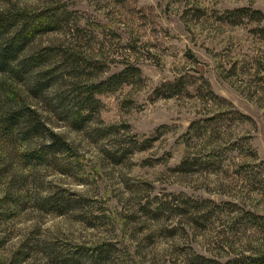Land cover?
Returning a JSON list of instances; mask_svg holds the SVG:
<instances>
[{
    "label": "rangeland",
    "instance_id": "1",
    "mask_svg": "<svg viewBox=\"0 0 264 264\" xmlns=\"http://www.w3.org/2000/svg\"><path fill=\"white\" fill-rule=\"evenodd\" d=\"M4 8L59 23L26 52L50 87L33 97L25 78L0 91V264H90L101 248L109 264L264 256V232L250 221L264 216V0H0ZM131 67L127 83L94 94ZM14 107L35 110L69 149L31 157L51 141L4 127Z\"/></svg>",
    "mask_w": 264,
    "mask_h": 264
},
{
    "label": "trees",
    "instance_id": "2",
    "mask_svg": "<svg viewBox=\"0 0 264 264\" xmlns=\"http://www.w3.org/2000/svg\"><path fill=\"white\" fill-rule=\"evenodd\" d=\"M236 12L242 18L247 16L245 10ZM251 15V19H258V16H261L259 12H253ZM58 23V16L51 13L35 14L32 12L31 14L25 9H0V77H2L0 78L2 81L0 91L6 89V85L10 86V89L6 91L7 96H9L11 93L8 94V92L12 90L11 87L15 86L14 84H20V81L25 78L35 82V87L31 93L33 97L38 98L41 92L50 87L49 81L52 80L49 79L48 81L45 75L46 71H42L41 59L27 56L26 52L37 33L49 30L51 27L56 28ZM128 72L137 73L138 69L126 68L123 72L109 77L106 81L91 86L94 94L111 91L113 88L127 83L125 77ZM105 87L110 88L107 90V88L104 89ZM91 97L92 93H90ZM2 118V124L7 129H13L17 125L26 126L27 129L22 134L25 140H32V138L44 135L50 139V144H44L41 151L30 153V156L35 159L41 160L45 155L69 149V145L62 138L53 132H47L39 114L29 107H14ZM197 125L198 123H193L189 130H194ZM250 221L258 230L264 232V216L250 214ZM108 252L106 249H99L96 256L90 258V264H109ZM253 264H264V256L255 260Z\"/></svg>",
    "mask_w": 264,
    "mask_h": 264
}]
</instances>
